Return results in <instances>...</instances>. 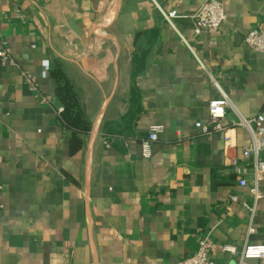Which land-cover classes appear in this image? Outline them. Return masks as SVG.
<instances>
[{
	"label": "crops",
	"instance_id": "0c3cea01",
	"mask_svg": "<svg viewBox=\"0 0 264 264\" xmlns=\"http://www.w3.org/2000/svg\"><path fill=\"white\" fill-rule=\"evenodd\" d=\"M204 1L0 0V264H177L204 239L236 264L224 244L264 243V178L252 212L233 167L250 142L236 123L264 117V52L244 44L264 30V0H222L219 30L197 34ZM174 9L176 28L163 16ZM55 60L91 121L75 152ZM211 77L232 102L230 149L196 126L220 97ZM153 124L164 129L145 157Z\"/></svg>",
	"mask_w": 264,
	"mask_h": 264
},
{
	"label": "built area",
	"instance_id": "2783aa9c",
	"mask_svg": "<svg viewBox=\"0 0 264 264\" xmlns=\"http://www.w3.org/2000/svg\"><path fill=\"white\" fill-rule=\"evenodd\" d=\"M163 16L174 28V19L179 16L177 10L163 11ZM226 20V11L222 0H206L204 1L196 14L194 15L195 33L202 32L215 33L219 30L222 23ZM244 44L259 52H264V30L255 28L249 31L244 37ZM10 48L6 41L0 39V58L7 59L10 56ZM201 67H205L200 61ZM213 85L220 91V97L210 100L209 116L206 122H197L199 127L205 134L214 131H222L225 134V144L227 148L236 146V138L231 131L232 127L225 121L227 109L232 105L231 99L223 89L218 80L211 77ZM61 110V108H60ZM264 120L263 115L257 117L245 118L241 117L236 125L244 127L250 133V142L243 146V163L233 162L234 171L239 176L240 186H251L250 192L253 195V203L245 202L246 208L254 212L258 201L262 198V192L259 188L260 181L264 178ZM164 129L162 124H153L149 127V133L146 138L142 139V152L145 157L152 155V144L158 140L159 133ZM252 169L254 181L248 180V173ZM233 200H237L235 196ZM252 230V229H251ZM212 243L207 240H201L199 248L193 254L180 259L177 264H218L210 258V250ZM222 249L233 256L240 254V259L236 264H250L251 259H258L264 263V243H248L240 251L237 246L232 244H224ZM222 264H231L224 262Z\"/></svg>",
	"mask_w": 264,
	"mask_h": 264
},
{
	"label": "trees",
	"instance_id": "16d2710c",
	"mask_svg": "<svg viewBox=\"0 0 264 264\" xmlns=\"http://www.w3.org/2000/svg\"><path fill=\"white\" fill-rule=\"evenodd\" d=\"M50 71L57 81L56 97L61 104L60 121L71 133L70 148L75 152L83 147L84 135L91 130V121L82 106L79 89L65 72L62 62L53 61Z\"/></svg>",
	"mask_w": 264,
	"mask_h": 264
}]
</instances>
